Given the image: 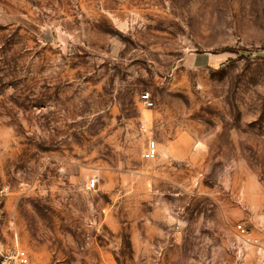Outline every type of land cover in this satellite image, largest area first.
Masks as SVG:
<instances>
[{"label": "rangeland", "instance_id": "obj_1", "mask_svg": "<svg viewBox=\"0 0 264 264\" xmlns=\"http://www.w3.org/2000/svg\"><path fill=\"white\" fill-rule=\"evenodd\" d=\"M259 49L264 0H0V249L255 264L237 226L264 235Z\"/></svg>", "mask_w": 264, "mask_h": 264}, {"label": "built area", "instance_id": "obj_2", "mask_svg": "<svg viewBox=\"0 0 264 264\" xmlns=\"http://www.w3.org/2000/svg\"><path fill=\"white\" fill-rule=\"evenodd\" d=\"M141 102L146 108L154 107V102L151 99L150 93L147 92L141 95ZM158 156V146L153 140L149 141L143 157L146 160H154ZM98 178H92L87 187L93 190L98 184ZM237 231L246 244L252 246L255 253V264H264V235L255 234V232L245 226L244 223L237 226ZM0 264H31L30 256L25 249L20 247H13L11 249H0ZM239 264H245L240 261Z\"/></svg>", "mask_w": 264, "mask_h": 264}, {"label": "trees", "instance_id": "obj_3", "mask_svg": "<svg viewBox=\"0 0 264 264\" xmlns=\"http://www.w3.org/2000/svg\"><path fill=\"white\" fill-rule=\"evenodd\" d=\"M250 53H264V49L252 50Z\"/></svg>", "mask_w": 264, "mask_h": 264}]
</instances>
